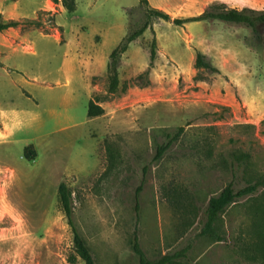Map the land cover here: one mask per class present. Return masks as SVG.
<instances>
[{"label":"rangeland","instance_id":"1","mask_svg":"<svg viewBox=\"0 0 264 264\" xmlns=\"http://www.w3.org/2000/svg\"><path fill=\"white\" fill-rule=\"evenodd\" d=\"M76 3L70 13L61 0H0V23L21 22L0 34V113L13 130L0 115V264H85L59 201L64 181L97 264H139L136 230L150 259L186 250L184 264H264V42L245 25L154 18L122 56L111 92L110 55L146 9ZM149 3L172 19L212 5ZM199 53L218 71L197 68ZM91 100L104 115L89 117ZM230 185L257 190L220 214L221 240L203 235L211 198Z\"/></svg>","mask_w":264,"mask_h":264},{"label":"trees","instance_id":"2","mask_svg":"<svg viewBox=\"0 0 264 264\" xmlns=\"http://www.w3.org/2000/svg\"><path fill=\"white\" fill-rule=\"evenodd\" d=\"M64 8L72 13L77 9L76 0H61ZM141 8L146 9L147 21L140 28H134L131 30L130 34L125 37L119 46L110 55L109 71L111 74V86L110 91L115 92L119 85L118 78V68L122 59V56L128 51L131 43L138 38H140L151 26V20L154 18H162L165 21H173L177 26H183L190 22H201L209 20H220L227 23L245 25L251 28L256 34L257 38L264 42V35L261 33V26L264 25V11L255 10L252 8H245L242 10L236 8H230L227 4L222 2L213 3L207 11L199 16H194L190 18H175L165 12L164 10L154 8L150 6L149 0H141ZM20 21L10 20L8 22L0 23V32L8 30L10 28H15L20 25ZM156 52L154 48L152 49V58L154 59ZM197 68H205L211 71L217 72L215 68L202 53H199L196 60ZM104 108L98 104L97 101L91 100L89 104L88 115L90 118H96L104 115ZM184 131L181 128L178 134L173 136L168 134V141L164 144L158 146L156 159H161L166 152L172 147V145L177 141L178 137ZM24 156L33 160L37 157L36 150L34 146L30 145L25 148ZM257 190L256 185H249L239 190H236L232 185L224 189L218 196L211 198L209 206L207 208V218L208 221L203 230V235H209L218 240L222 239L219 234L216 223L219 219L220 214L231 204H233L237 199L245 196L252 195ZM59 201L60 204L67 215L68 222L71 225L74 233V248L76 255L81 258L85 264H97L91 249L86 245L83 237L78 231L75 222L73 220V193L67 184V182H61L59 185ZM133 249L135 253L139 256V264H184L181 260L186 258V250L177 252L175 254H168L158 259H150L145 254L141 247L139 241V236L137 230L134 232L133 239ZM71 257V261L75 262L77 256Z\"/></svg>","mask_w":264,"mask_h":264},{"label":"crops","instance_id":"3","mask_svg":"<svg viewBox=\"0 0 264 264\" xmlns=\"http://www.w3.org/2000/svg\"><path fill=\"white\" fill-rule=\"evenodd\" d=\"M207 5H210V4H213V3H217V2H222V3H225L227 5H231V7L233 8H237L236 5H234V3H238V2H242L244 3L245 5H249L248 7H251L252 9H254L256 6H254V3L255 4H264V0H205ZM233 5V6H232ZM2 32H0L1 34ZM0 115L3 117L4 121L6 122V124H8V130L10 129L12 132H11V135H13V130H12V126H11V116L9 113L5 112L3 109H1V113ZM97 118V117H96ZM92 119H95V118H92ZM1 132V131H0ZM7 139H1V141H5Z\"/></svg>","mask_w":264,"mask_h":264}]
</instances>
